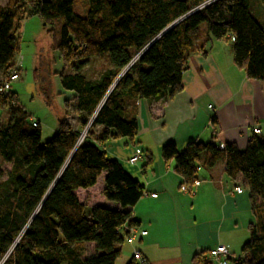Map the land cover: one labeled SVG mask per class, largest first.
<instances>
[{"label": "trees", "instance_id": "trees-1", "mask_svg": "<svg viewBox=\"0 0 264 264\" xmlns=\"http://www.w3.org/2000/svg\"><path fill=\"white\" fill-rule=\"evenodd\" d=\"M80 1L85 15L78 13ZM249 5L250 0H6L0 6V87L9 72H18L22 24L37 16L62 60L60 87L72 93L79 118L77 129L60 119L53 137L40 145V127L16 94L0 93V109L8 110L7 123L0 125V161L9 166H0V264H116L124 227H137L131 208L144 190L106 157L104 145L132 144L137 101L173 99L182 91L190 56L205 57L213 41L229 44L234 66L264 85V25ZM89 65L90 77L83 72ZM161 158L190 189L200 169L219 162L227 177H241L254 223L240 257L230 264H264V140L251 133L243 152L233 144L220 149L194 141L178 153L166 144ZM150 168L148 156L143 170ZM85 245H92L87 256ZM208 259L201 251L191 263L211 264Z\"/></svg>", "mask_w": 264, "mask_h": 264}, {"label": "crops", "instance_id": "crops-1", "mask_svg": "<svg viewBox=\"0 0 264 264\" xmlns=\"http://www.w3.org/2000/svg\"><path fill=\"white\" fill-rule=\"evenodd\" d=\"M33 19L40 21L45 30L37 16L27 19L22 28L25 30ZM206 51L205 57L190 56L181 79L182 91L173 99L137 101V134L132 144L113 140L103 147L106 157L117 162L144 190L131 208V220L146 235L120 246L119 264L130 263L135 251L144 264H192L195 253L209 252L218 245L224 246L236 261L249 238L248 227L254 217L249 192L240 176L235 180L227 177L222 162L208 170L200 169L199 185L189 195L180 191L182 178L161 158L166 144H173L178 153L194 141L233 144L243 152L254 130H259L258 136L264 140V85L248 80L234 66L229 44L213 41ZM15 66L19 73L17 60ZM71 98L69 93L63 99L62 118L77 129L79 118ZM30 121L41 126L39 119ZM56 127L51 129V136ZM101 131L102 127H95L96 134ZM137 150L141 155L132 163ZM148 156L151 168L144 171ZM91 252L92 245H85L84 256Z\"/></svg>", "mask_w": 264, "mask_h": 264}, {"label": "rangeland", "instance_id": "rangeland-1", "mask_svg": "<svg viewBox=\"0 0 264 264\" xmlns=\"http://www.w3.org/2000/svg\"><path fill=\"white\" fill-rule=\"evenodd\" d=\"M5 1L0 0V4ZM82 6L83 2L80 1L77 5L80 10L78 13L85 15L86 10L83 12ZM249 8L254 19L264 25V6L259 0H250ZM39 22L37 19L28 21L25 30L22 28L19 32L20 46L16 55L20 65L19 79L12 82L10 88L16 92L18 105L29 114L30 120L41 121L40 145H43L53 137L51 129L56 127L57 120L63 117V99L69 92L60 87L59 74L64 69L63 63L58 52L52 48L51 36ZM93 66L99 67L101 62H95ZM91 67L89 65L84 69L85 75L90 74ZM7 120L8 110L0 109V125H5ZM0 166L4 170L9 169V166L3 165L1 161ZM119 263L120 259L116 264Z\"/></svg>", "mask_w": 264, "mask_h": 264}, {"label": "built area", "instance_id": "built-area-1", "mask_svg": "<svg viewBox=\"0 0 264 264\" xmlns=\"http://www.w3.org/2000/svg\"><path fill=\"white\" fill-rule=\"evenodd\" d=\"M135 60L132 61V63ZM19 79V75L18 73L14 70L11 71L7 74L6 78L2 81V86L0 87V93L3 95H6L8 93H10L11 88H10V84L12 82H15ZM91 121L86 125V127L80 132L79 138L77 140V145H80L84 139L87 137L86 134L89 130V128L91 127ZM33 126H36L35 122H32ZM253 134L258 135L259 134V130H254ZM219 148L222 149L223 145L219 144ZM140 154V151L137 150L136 151V155L131 159L132 163L137 162L138 160V155ZM199 185L198 182H196L193 186L192 189L186 187L185 185L182 184V186H180V191L189 195H193L194 193V189ZM237 193H241L240 189H236ZM153 198H155V196H152ZM124 231L126 233V238H125V242L128 244H132L134 241L138 240L139 238H142L146 235V231L141 230L138 226L137 227H124ZM209 254V262L211 264H230L231 262V255L228 252V250L222 246V245H218L215 248H213L212 250H210L208 252ZM132 260L137 263V264H144L143 259L141 258V256L135 251L132 254Z\"/></svg>", "mask_w": 264, "mask_h": 264}]
</instances>
